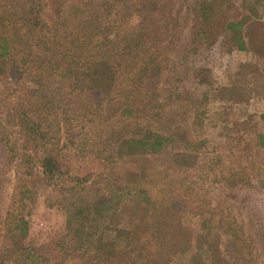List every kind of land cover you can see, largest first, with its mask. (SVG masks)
<instances>
[{"label": "trees", "instance_id": "16d2710c", "mask_svg": "<svg viewBox=\"0 0 264 264\" xmlns=\"http://www.w3.org/2000/svg\"><path fill=\"white\" fill-rule=\"evenodd\" d=\"M65 1L19 0L12 10L0 15V80L9 79L15 84L13 89L2 85L0 90V184L8 180V167L15 169L10 205L6 215L0 212V264L48 262L47 251L64 252V256L75 254L81 260L91 254L88 264L180 263L179 259L186 256L189 238L177 236L171 242L165 236L155 234L151 238L136 233L146 230V219L151 214H161L165 209L162 206L157 211L139 182L118 188L126 194L124 203L116 207L104 195L106 190L114 191L110 186L100 187L96 180L85 185V179L73 176L59 188L58 202L65 216L61 238L41 245L25 244L30 214L27 205L34 200L38 176L30 152L39 151L40 176L51 181L62 159L56 134L65 128L64 133L71 135L70 120L78 112L80 124L85 121L90 136L100 130L109 136L107 144L94 147L102 151L103 164L124 157L145 161L133 156L157 152L167 141L162 133L167 126L162 121L155 86L161 69L157 58L160 41L163 35L170 41L175 36V32L168 34L176 23L173 2L104 0L103 10L97 12L89 11L92 1L82 0L80 18L69 29L57 23ZM45 2L52 6L58 3L49 15L42 13ZM231 3L232 0H198L193 9L195 19L189 36L206 52L209 62L213 46L220 44L221 36L227 33H231L239 50L250 48L247 43H256L253 36L246 34L242 18L228 17ZM147 4L153 13L143 11ZM184 54L180 46H175L170 64L183 60ZM29 69L28 85L23 75ZM61 70L74 75L66 86L56 84L54 79ZM68 93L74 99L68 100ZM87 123L95 124L87 127ZM115 124L125 128L117 131ZM83 134L84 130H80ZM253 136L255 144L263 147L264 110L258 113ZM115 212L121 216L119 225L113 220ZM161 217L165 218V213ZM249 218L251 223L252 216ZM230 236L234 242V235Z\"/></svg>", "mask_w": 264, "mask_h": 264}, {"label": "rangeland", "instance_id": "374dc122", "mask_svg": "<svg viewBox=\"0 0 264 264\" xmlns=\"http://www.w3.org/2000/svg\"><path fill=\"white\" fill-rule=\"evenodd\" d=\"M18 1L0 0V15L12 10ZM90 1L89 11L103 10L104 0ZM170 1L176 23L168 34L175 32V36L170 41L163 35L164 40L160 41L157 58L161 69L155 86L162 121L167 126L162 132L167 141L157 152L133 156L145 161L124 157L103 164L100 162L102 151L94 147L107 144L109 136L104 130L90 136L85 121L80 124L78 112L70 120L73 133L66 135L62 125V131L56 134L62 159L51 181L40 176L39 151L30 152L36 161L34 172L38 176L34 200L27 205L30 214L25 244L41 245L61 238L65 216L58 202L59 188L77 176L86 180L85 185L96 180L100 187L110 186L114 191L106 190L104 195L116 207L124 203L126 194L118 188L139 182L150 196V203L156 204L157 211L165 207V218L161 217L163 212L151 214L146 219V230L136 233L151 238L155 234L165 236L171 242L177 236L189 238L186 243L189 247L184 250L186 256L175 264H194L193 261L264 264V146H257L253 136L258 113L264 110V0H232L228 17L242 18L246 34L253 36L256 43H247L250 48L239 50L231 33H227L221 36L220 44L213 46L210 62L205 58L206 52L189 36L198 0ZM81 2L66 0L60 6L59 27H75L82 13ZM47 3L42 13L49 15L58 3L53 6ZM143 11L153 13V8L147 4ZM156 17L159 19V15ZM175 46H180L181 54H185L183 60L172 66ZM29 73L30 69L23 75L28 85ZM73 77L69 70H61L54 79L56 84L66 86ZM2 85L13 89L15 84L1 78L0 90ZM66 98L72 100L74 95L68 93ZM115 128L120 130L122 124H115ZM80 130H84L83 135ZM14 172V167L9 166L8 180L0 184L2 216L10 205ZM120 219L115 212L113 220L118 225ZM230 235H234V242L230 241ZM45 254L48 262L37 264H88L92 258L91 254L82 260L75 254L64 256V252Z\"/></svg>", "mask_w": 264, "mask_h": 264}]
</instances>
